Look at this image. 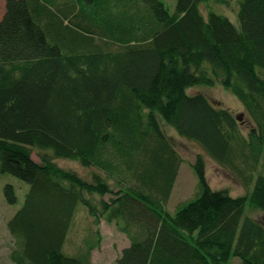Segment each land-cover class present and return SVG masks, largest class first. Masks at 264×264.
<instances>
[{"label": "trees", "instance_id": "1", "mask_svg": "<svg viewBox=\"0 0 264 264\" xmlns=\"http://www.w3.org/2000/svg\"><path fill=\"white\" fill-rule=\"evenodd\" d=\"M211 1L226 2L177 0L171 13L161 0H87L96 6L66 11L41 0L6 1L0 174L30 185L7 223L16 242L11 264H88L98 232L79 255L65 250L82 211L97 224L115 221L128 236L115 264H264V225L247 214L264 213V175L233 197L209 186L197 154L200 194L174 216L165 208L182 158L162 123L245 186L264 158V0H241L238 26L212 10L205 18L200 6ZM218 83L254 122L247 137L230 110L187 93ZM33 148L97 172L86 180L46 157L37 163ZM86 195L112 198L97 206ZM5 196L17 202L13 186Z\"/></svg>", "mask_w": 264, "mask_h": 264}, {"label": "rangeland", "instance_id": "2", "mask_svg": "<svg viewBox=\"0 0 264 264\" xmlns=\"http://www.w3.org/2000/svg\"><path fill=\"white\" fill-rule=\"evenodd\" d=\"M7 0H0V21L5 14V5ZM48 4L51 8H60L66 11L65 6L84 8L89 10L96 6L89 4L87 0H41ZM165 6L173 13L176 9L177 0H161ZM241 0H226L225 3L211 1L205 5H201L200 9L206 18L208 11L212 10L219 14L228 17L234 24L238 26V8ZM64 6V8H63ZM65 13V12H64ZM87 13V11H86ZM70 16V14H68ZM95 44L103 49H111L102 44L99 38L94 40ZM64 54L69 51L63 50ZM187 93L196 94L202 93L215 105L230 110L237 118L241 133L247 137L254 128L255 124L250 118L244 105L229 91L222 87L221 84L209 86H194L187 89ZM162 129L167 136L171 145L182 158V163L178 170L177 178L168 203L165 208L172 216L175 215L180 205L193 200L200 194L198 187V178L194 172L193 164L197 154H202L205 160V174L209 186L213 190H226L233 197H241L247 195L255 182L258 175H264V158L260 157L255 170L253 171V183L250 186H245L243 181L234 175L228 168H224L217 164L213 159L205 154L203 149L196 143L182 138L170 126L162 123ZM46 157L55 163L59 168L67 171L76 172L86 180H91L92 174L97 172L94 168L82 166L78 161L56 158L51 151L33 148L32 158L41 163ZM13 186L17 202L9 204L6 201L5 187ZM30 189V185L13 175L0 174V264H11L10 255L16 248L15 239L10 234L7 223L15 215V213L23 206L26 195ZM97 206H101V201H109L112 196L108 195L101 198L98 195H86ZM247 214L252 218L260 221L264 225V213L259 210L247 209ZM98 234V245L91 250L88 259V264H115L120 257L124 247L130 244V240L125 233H122L116 222L108 223L101 219L100 223H95V220L88 216L85 211L79 212L75 218V224L67 239L65 250L68 254L79 255L78 252L83 251L85 238L90 241H97L96 233ZM229 264H240V260L234 258Z\"/></svg>", "mask_w": 264, "mask_h": 264}]
</instances>
